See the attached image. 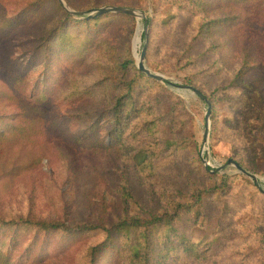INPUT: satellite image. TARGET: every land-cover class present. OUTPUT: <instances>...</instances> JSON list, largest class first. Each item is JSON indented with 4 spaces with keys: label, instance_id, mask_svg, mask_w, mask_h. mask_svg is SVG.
I'll return each mask as SVG.
<instances>
[{
    "label": "rangeland",
    "instance_id": "374dc122",
    "mask_svg": "<svg viewBox=\"0 0 264 264\" xmlns=\"http://www.w3.org/2000/svg\"><path fill=\"white\" fill-rule=\"evenodd\" d=\"M64 2L0 0V132H10L8 127L22 121L26 111L18 100L33 93L58 96L53 112L72 127L62 140L53 141L49 135L45 141L41 127L26 131L22 139L9 133L0 145V264H90V251L106 238L103 232L42 231L22 222L60 221L75 228L97 223L106 214L105 223L112 225L122 209L117 180L132 193L125 204L132 215L168 213L174 217L172 229L155 228L148 238L140 230H122L95 264H131V252L146 247L147 239L150 244L141 256L146 264H264V87L245 88V77L234 81L242 64L229 42L234 31L222 25L212 31L213 37L206 33L207 24L223 13L245 11H234L227 1L218 0ZM110 6L144 12L150 20L148 39L144 20L136 16L111 13L90 28L72 24L65 15L67 9L88 14ZM61 24L74 25L68 48L58 53L55 45L46 51L41 36ZM140 26L142 43L136 44ZM93 33L123 57L132 56L137 67L147 45L146 67L165 78L157 83L144 79L136 89V111L126 120L123 149L112 155L116 162L102 166L101 154L88 150L74 135L80 129L74 118L80 109L77 92L95 85L97 67L108 63L100 50L86 49ZM77 59H84L83 70L77 79H68L66 71ZM14 73H23L27 83L14 87ZM130 73L132 80L136 74L133 69ZM63 85L67 87L60 90ZM187 86L202 91L212 106L207 144L208 104ZM101 124V137L109 141L108 126ZM167 142L173 145L167 147ZM117 156H122L120 162ZM69 159L73 173L66 167ZM230 159L257 180L226 166ZM96 171L103 175L94 194ZM223 181L224 187L214 189ZM197 191L210 192L196 203ZM169 250L171 257L163 261L160 252Z\"/></svg>",
    "mask_w": 264,
    "mask_h": 264
},
{
    "label": "trees",
    "instance_id": "16d2710c",
    "mask_svg": "<svg viewBox=\"0 0 264 264\" xmlns=\"http://www.w3.org/2000/svg\"><path fill=\"white\" fill-rule=\"evenodd\" d=\"M198 3H204L207 0H197ZM220 3L227 1L234 11H245L246 15H238L236 12L230 11L229 13H223L216 20H211L207 26V32L211 37H213L212 31L219 29L220 26L224 25L225 28L234 31L229 42L233 43V46L238 55L242 59V64L236 72L235 80H243L245 77V88H255L258 89L264 87V0H218ZM207 4H210L208 1ZM101 9V8H100ZM99 10V9H97ZM96 10V11H97ZM94 11V12H96ZM77 13H83L85 16L83 20L75 19L77 14H72L68 10L65 11L67 21L72 20V24L76 25H86V27L92 28L93 26L98 25L100 21L109 14H103L94 18H87L91 13H85L81 11H75ZM92 12V13H94ZM121 17H129L130 15L120 14ZM65 26L61 24L59 27H56L54 30L47 32L41 36V44L46 47V51L53 49L55 45H58L60 50L58 53L63 52L68 48L69 44L67 43V38L72 37L73 31L72 28L74 25ZM150 20L148 21V25ZM71 31L69 32V29ZM94 31V29L92 30ZM145 39V35H144ZM215 41V38H213ZM216 46V44H213ZM86 49H97L101 51V56L106 55L108 58V63L101 64L97 67L100 77L97 80V83L93 86L83 87L82 90L78 91V105H80L79 112L74 115L75 120L80 123L79 131H75L74 135H77L76 140L79 142H84L88 150L96 151L101 154V159L99 162L102 165H105L108 161L116 162V159L112 158V155L123 149L121 144L122 140L127 131L126 120H130V114L136 110V99L134 93L136 89L141 85L142 81L145 79V83H157L152 77H149L147 74L142 72L137 66H135V60L131 56L130 58L123 57L117 51L115 47L107 40L100 38L96 33H93L86 41ZM55 50V49H54ZM74 50L76 48L74 47ZM57 53V54H58ZM149 49H147V54ZM86 55L81 54L80 57L84 58ZM76 66L69 71H66V77L68 79L75 80L84 67V59H77ZM48 68L49 65H48ZM135 71V78L130 79L131 70ZM149 69V68H148ZM152 72V71H151ZM23 73L16 74L14 73V87L16 84L27 83V78L22 75ZM48 79H45L41 84H44ZM24 83V84H25ZM240 83V82H239ZM40 83L37 84V86ZM67 85H63L60 90H62ZM198 90V89H197ZM200 91V90H199ZM18 93V90L14 91ZM209 101V98L200 91ZM51 98L48 96H37L36 93H33L31 97L22 96L18 100V105L20 108L26 111V115L22 117V121H18L13 124L11 127H8L10 132L6 129L0 132V145L7 138L6 135L9 133L17 136L22 139L25 136V132L28 130L40 129L41 127L45 128V141L48 140L49 135L53 141L58 139L66 138L69 133L72 131L70 126V121L67 119L58 118L57 114L53 112V107L57 104V99ZM131 106L129 112H127L128 107ZM96 108V109H95ZM264 114V110H263ZM23 114H20V116ZM102 121L106 122L109 141H104L101 137L102 133ZM100 130L98 131V128ZM173 142H167V147H171ZM120 162L122 156L116 157ZM236 161V160H234ZM133 162L136 163V156L133 158ZM242 167H244L240 162ZM66 167L68 168V173H73L74 164L71 159L66 162ZM136 167V164H135ZM245 168V167H244ZM210 169V168H208ZM102 175L98 171L95 172L96 182H94V188L92 192L98 193V188L102 181ZM114 185L116 186V194L119 196V205L122 206L119 214L115 217L116 223L109 225L106 224L104 218H102L97 223H87L84 225H77L75 228H71L60 221L44 222L38 221L33 222L31 220H25L24 224L33 225L39 227L42 231H66L73 232L78 231L80 234L91 232V231H101L105 234V240L100 245L94 247L90 251V264H95L97 256L100 254H105L106 248L111 247L115 244L117 240V233L124 230L131 232L134 230H140L144 232L146 238L148 232H151L153 229L167 228L172 229V220L173 216L166 213L163 215H156L153 213H148L147 217L140 215H132L129 212L125 204H129V199L132 198L131 191L121 184L120 180ZM226 181L222 182L221 186H214V189H221L225 186ZM210 191H197L195 193L196 203L203 201V196ZM179 207H182L179 204ZM14 222H3L4 225L12 224ZM17 224V223H15ZM184 237L181 238V245H186L183 241ZM146 247L140 246L136 248V251H132L131 254V264H146L142 259V254H145L147 246L150 244L149 239L146 241ZM193 247L190 249L192 250ZM189 250V251H190ZM171 251L164 253L160 252V256L163 261H168V258ZM118 264H121L120 260H117Z\"/></svg>",
    "mask_w": 264,
    "mask_h": 264
},
{
    "label": "water",
    "instance_id": "95a60500",
    "mask_svg": "<svg viewBox=\"0 0 264 264\" xmlns=\"http://www.w3.org/2000/svg\"><path fill=\"white\" fill-rule=\"evenodd\" d=\"M59 2L65 6L64 0H59ZM67 10L72 14L85 16V14H83V13H77V12L71 11L69 9H67ZM111 13L130 15V16H134V17L136 16V17H139L142 20H144V22H145L144 35H145V39L146 40L148 39V21H149V19L144 12H140V11L138 12L135 9L125 8V7H121V6H110V7L101 8V9L97 10L96 12L89 14L87 16V18H94V17L101 16L103 14H111ZM147 49H148V46L145 45L141 51V55L138 58V60H139L138 61V68L142 72L147 74L149 77H152L159 82H164L165 78L162 75L155 74V73L151 72V70L146 67ZM186 88L188 90H190L191 92H193L195 95H197L199 98H201V100H203L204 102H206L208 104V111H207V118H206L207 123H206V130H205V140H206L205 143L207 144L208 143V137H209V129H210L209 117L211 114L212 106H211L210 102L208 101V99L199 90H197L193 86H187ZM226 166H234L239 173L244 174L245 176L249 177L250 179H252L254 181L257 180V176L255 174L251 173L246 168L242 167L239 163H237L233 159H230ZM226 166L221 167L220 170L224 169Z\"/></svg>",
    "mask_w": 264,
    "mask_h": 264
},
{
    "label": "bare ground",
    "instance_id": "6f19581e",
    "mask_svg": "<svg viewBox=\"0 0 264 264\" xmlns=\"http://www.w3.org/2000/svg\"><path fill=\"white\" fill-rule=\"evenodd\" d=\"M140 43H142V28H141V26L139 27L137 40H136V44H140Z\"/></svg>",
    "mask_w": 264,
    "mask_h": 264
}]
</instances>
